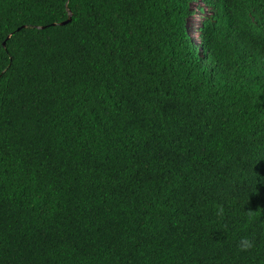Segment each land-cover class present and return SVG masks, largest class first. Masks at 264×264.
I'll return each instance as SVG.
<instances>
[{"label": "trees", "instance_id": "16d2710c", "mask_svg": "<svg viewBox=\"0 0 264 264\" xmlns=\"http://www.w3.org/2000/svg\"><path fill=\"white\" fill-rule=\"evenodd\" d=\"M0 264H264V0H0Z\"/></svg>", "mask_w": 264, "mask_h": 264}, {"label": "rangeland", "instance_id": "374dc122", "mask_svg": "<svg viewBox=\"0 0 264 264\" xmlns=\"http://www.w3.org/2000/svg\"><path fill=\"white\" fill-rule=\"evenodd\" d=\"M200 4H196L194 6L195 12L189 17L188 20V26H189V31L190 34L193 36L194 40L196 42H200V37L196 31L197 23L202 19V17L206 14L204 12H201V10L198 8ZM206 9V7L204 6Z\"/></svg>", "mask_w": 264, "mask_h": 264}, {"label": "clouds", "instance_id": "9594fccd", "mask_svg": "<svg viewBox=\"0 0 264 264\" xmlns=\"http://www.w3.org/2000/svg\"><path fill=\"white\" fill-rule=\"evenodd\" d=\"M254 247V242L252 240H245L243 243V249H250Z\"/></svg>", "mask_w": 264, "mask_h": 264}, {"label": "water", "instance_id": "95a60500", "mask_svg": "<svg viewBox=\"0 0 264 264\" xmlns=\"http://www.w3.org/2000/svg\"><path fill=\"white\" fill-rule=\"evenodd\" d=\"M72 16V13H70V17ZM71 20V18L69 19V21Z\"/></svg>", "mask_w": 264, "mask_h": 264}]
</instances>
